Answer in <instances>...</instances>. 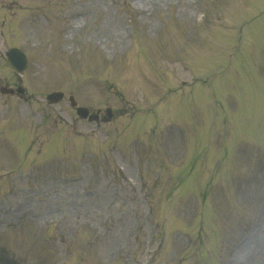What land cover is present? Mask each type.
I'll use <instances>...</instances> for the list:
<instances>
[{
    "label": "rangeland",
    "instance_id": "rangeland-1",
    "mask_svg": "<svg viewBox=\"0 0 264 264\" xmlns=\"http://www.w3.org/2000/svg\"><path fill=\"white\" fill-rule=\"evenodd\" d=\"M203 2L205 5L200 8L192 0H0V85L24 86V100H32L34 107L43 111V118H29L18 97L0 94V124H9L11 115L17 114L13 126L18 134L27 137L38 134V142L43 138L41 147L35 144L32 148V157H23L13 164L4 159L7 147L0 146V264H141L148 240L143 224L148 207L160 222L158 236L166 235L158 264H264V175L246 168L248 174L243 175L245 179L237 178L236 187V177L226 186V175L222 176L231 172V163L241 162L240 148L247 149V142L240 144L242 147L235 146L236 140L230 143L231 162L225 141L216 142L212 153H200L196 147L199 140L214 143L216 139L215 126L208 120L209 135L196 131L197 135L189 142V147L194 149L192 162L186 167L184 158L189 151L181 147L182 139L150 140L136 130L142 125L145 132L148 124L158 122L163 131L166 128L163 125L168 123L165 120L178 121L192 130L194 117L202 125V119L209 116L205 103L194 110L193 117L184 96L168 102L163 109L158 107L157 110H162L158 114L155 110L149 113L145 121L140 113L163 94L166 96L168 90L179 87L182 81L189 86L195 82L210 83L207 87L201 84L205 88L204 93L198 94L201 100L216 89L212 83L216 78L212 75L223 70L222 62L217 64L216 58L209 57L216 51L204 40L203 32L209 31L208 23L219 12H224L227 18L230 13L224 0ZM203 11V17L198 20ZM247 20L244 17L232 21L240 25ZM188 30L197 31L189 36ZM248 30L246 26L245 42L251 39ZM224 33L228 46H223V54L231 53L238 45V32ZM225 34L214 31L210 39L217 46L220 38L226 39ZM11 46L23 48L29 57L30 64L22 76L12 71L5 60L4 51ZM252 48L258 49V43H251L247 51ZM239 60L227 58L225 63L231 61L233 67H238ZM240 79L248 88L240 86L231 73L227 83L217 79L219 90H216L221 99L225 98L227 89L232 95L235 88L242 95L248 92L249 100L259 105L245 101L232 117L239 118V124L250 125L248 116L254 106L264 133V96L259 94L258 84L250 75H241ZM261 85L264 86L263 80ZM53 90L63 91L64 99L56 106L47 107L45 95ZM69 94L91 111L100 109L101 124L74 119L75 112L67 100ZM108 107L113 115L106 121L103 117ZM5 108L9 110L2 114ZM217 118L218 115L210 119ZM42 119L40 130L35 129ZM221 120L222 116L216 122L222 125ZM132 127L135 130L130 136L136 135V140L128 134ZM51 129H61L56 145L50 142ZM236 130V126L229 127V142L236 138L231 137ZM100 131H109L111 138H103ZM6 134H10L9 128ZM140 138L144 140L141 145L137 144ZM10 146L14 152V144ZM111 146L123 152L122 160L127 163L121 164L111 154ZM146 148L148 153L161 150L167 162L160 159L149 163L142 158V149ZM37 149L42 151L43 158L35 155ZM251 153L249 158L253 163ZM173 162L185 166L181 176H171L172 170L168 169L173 167ZM117 165L123 168L126 180L113 172ZM39 167L45 168L38 170ZM33 170L39 172L38 177L59 175L54 181L34 185L37 178L23 179L20 175L22 171ZM140 172L143 180H139ZM67 174L82 176L64 184L59 177ZM198 177L201 182L195 181ZM206 178L210 179L206 181ZM140 183L143 193L136 186ZM208 184H214L209 197L214 211L213 224L205 232L196 222L186 219L192 210L197 211L191 206L193 196H201ZM8 189L14 195L5 194ZM235 198L241 201H233ZM21 217L27 218L16 229L7 227ZM161 219L166 220L163 227ZM256 223L259 227L248 231ZM38 229L46 230L45 242L37 236ZM22 240L27 247L20 251L22 259L16 261L8 254L9 249H20ZM127 246L131 247L130 255ZM119 248H126L122 251L124 255L112 260Z\"/></svg>",
    "mask_w": 264,
    "mask_h": 264
},
{
    "label": "water",
    "instance_id": "water-1",
    "mask_svg": "<svg viewBox=\"0 0 264 264\" xmlns=\"http://www.w3.org/2000/svg\"><path fill=\"white\" fill-rule=\"evenodd\" d=\"M11 62L21 70L24 66V57L19 52H9ZM57 97V96H55Z\"/></svg>",
    "mask_w": 264,
    "mask_h": 264
}]
</instances>
